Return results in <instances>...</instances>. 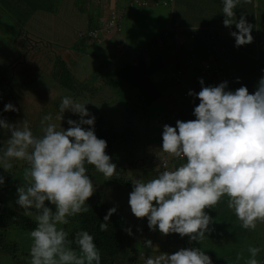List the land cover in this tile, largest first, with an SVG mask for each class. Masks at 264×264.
I'll use <instances>...</instances> for the list:
<instances>
[{"label": "clouds", "instance_id": "obj_1", "mask_svg": "<svg viewBox=\"0 0 264 264\" xmlns=\"http://www.w3.org/2000/svg\"><path fill=\"white\" fill-rule=\"evenodd\" d=\"M251 3V0H244ZM241 0H223V25L230 28L235 46L253 42V25L241 14L234 20ZM264 72V69H262ZM188 95L199 100L194 107V120H177L175 127L164 124L159 151L185 161L174 170H163L156 178L132 181L128 203L137 218L147 217L148 228L162 235L179 234L189 242L201 244L213 231L215 221L204 210L214 208L223 196L229 198L228 208L234 210L244 229H255L264 222V76L256 90L246 86L232 91L228 82L204 86ZM239 83V78H237ZM64 96L59 104L62 120L65 111L79 116L69 118L65 130L51 123V114L41 120L42 135H34L27 120L9 123L0 118V129L10 133L0 148V168L10 172L13 163L21 161L24 183L17 187L16 204L26 215L34 216L36 226L29 232L30 264H101V253L93 235L76 231L73 239L63 225L69 217L89 210L86 201L94 194L93 180L87 165L105 177H112L117 166L106 154L107 142L95 134V117L86 104ZM4 112L19 111L12 103ZM85 117H90L85 119ZM88 125L90 127H83ZM158 155V153L156 152ZM166 169V166H165ZM5 179L0 175V186ZM48 201L55 211L46 205ZM116 207L110 208L100 224L107 231L108 221ZM132 235L131 228L124 229ZM144 247L156 248L151 240ZM246 264H260L255 258L259 248L249 247ZM241 257L238 255L237 259ZM144 264H213L201 247L180 248L174 253L148 255Z\"/></svg>", "mask_w": 264, "mask_h": 264}, {"label": "trees", "instance_id": "obj_2", "mask_svg": "<svg viewBox=\"0 0 264 264\" xmlns=\"http://www.w3.org/2000/svg\"><path fill=\"white\" fill-rule=\"evenodd\" d=\"M62 1L63 0H33V3H31V0H0V5H2V11L0 12V14L4 15V18L6 16V20L4 24H2V26H11L14 21H11L10 18L16 19L18 17L20 19V23L25 25L28 23L29 20L32 19V16H37L38 13H57L58 10H55L56 8H58V6L61 5ZM162 2H164L165 4H170V2L172 1L162 0ZM134 3H140V0H133L132 5ZM142 3L146 4L147 1L143 0ZM83 4H85L84 1L80 0L79 5L82 10L86 9ZM90 21L92 29L103 30V28H101V26L103 25L100 24V20L98 18L96 19V22L93 19H90ZM107 22L108 20H106V23ZM34 23H36V20H34ZM118 24L120 25L121 21ZM83 31L86 32V29L84 28ZM100 34L103 35L108 33H106L105 30V33L100 31ZM224 35L222 36L224 37ZM82 37V40L86 38L87 33ZM216 42V44L213 42L209 49L207 48L205 50H198L197 48L192 49L189 47V50L185 49V51L183 52H179L174 49L178 48V46H176L175 44L174 46H171L172 48L170 50L173 53L172 55H170L168 53L164 54L162 50H167V48L163 45L160 46L159 40H157L152 43L150 47L142 49L143 51L141 50V52L136 55V59L134 62L127 61L121 64L117 69L116 73H103V75L106 77V81L102 86L104 93L108 97H113L115 93L121 95V97H118L116 99V104L123 106L118 109L119 119H126L129 122V117L135 114L138 115L139 113H141L152 115L150 118L158 121L156 129H159V132L161 129L159 138L162 140L164 124H168L175 127V123L177 120L187 121L195 119V116L193 115V110L194 107L199 104V100L193 96H189L188 93L189 91L198 93L201 90V84L199 83L200 78L203 79L204 86H206L208 82H212L214 77H218L220 79V77L223 76V78L228 82V90L234 91L239 87L244 86L245 84L250 93L254 92L256 90V86L252 87V85L254 84L252 78H242L240 73L241 71L243 72L244 69L239 68L238 66H236L235 69V65L238 61V54L242 50L240 51L239 47L235 49L236 46H232L233 43H230L229 39L225 40L216 37ZM259 42V46H262L263 49L261 52L257 51L255 57L258 58L260 62H262V60L264 61V35L261 36ZM237 49L239 51L238 54L235 52V50ZM187 51L189 54L191 53V55L196 58L197 61L209 65L206 67L201 66L198 68L195 65L191 64L184 57L185 55L182 54ZM178 63H182V66L179 67L177 73L178 76L175 81L167 78L165 73L167 68L171 69L170 67H173V69H176L179 66ZM233 63L234 65H232ZM59 70L60 73L58 76L55 73H53L52 76L47 75L44 80H41V83H46L43 81H47V78L49 77L54 81V84L57 87H59V84H65L69 86L70 80L73 76L68 74L69 70L67 73H65L63 69H61V67ZM41 74L37 75L32 73V76H34L32 82L35 81L36 78H41ZM115 76H117L118 78H114ZM237 77L239 78L240 84L237 83ZM193 78H195V81L192 84L191 80ZM109 80L111 83L108 84ZM164 80L167 84V89L165 90V93H163V88L161 86ZM56 81L58 82V84ZM175 82H177L181 86V88H183L181 89V93H183L182 97H184V99H174L175 92L172 91L171 88L173 85L175 86ZM18 83L19 82H8V84L4 87V90L0 92V118L6 119L9 123H19L18 119H20L21 121H24L26 119L33 134L37 136L42 135L40 123L42 118L46 115L51 114V123L55 124V121L59 116L58 111L56 110V112H48L47 114H45V109L42 108V104L44 103L42 99L46 97V92H42V90L35 87H32L33 90L35 89L34 91L40 90L41 92L39 91L38 95H32L30 92H28L25 101L21 102L23 100V94H17L16 86L18 85ZM30 83L31 82H29L28 84L30 85ZM111 85L118 89H121L118 92L111 94V92L113 91L110 87ZM131 88L135 90L130 91L129 97L128 99H126V90ZM86 90L89 91L90 94L85 95L83 93V95L86 100L90 102L89 105L91 106V109L88 110L89 113L95 117V134L98 138L106 140V154L110 156L112 153H114L115 149L120 148L122 149L121 156H124L127 153L130 161L134 158H138L137 156L135 157V151L128 149V146H130V141L127 140L130 137L128 129L122 132L118 131L117 123L118 127H120L119 122L114 123V118L108 116V112H104L98 107L94 108L95 102L93 99V95L95 93H98L99 88L87 87ZM15 96L17 97L14 98ZM99 96H101V94ZM112 97L110 99H112ZM131 98H134L136 102H130ZM40 101L42 102L40 103ZM162 101H165V103H168L170 105V108H168V110H165L164 112H162V110L160 109ZM8 103H12L17 109H19V111L4 112V105ZM39 104H41L40 107ZM30 106L35 107L29 109ZM35 108H37L38 111H35V114L30 115V112L34 111ZM87 118L90 117H85V119ZM68 119V117H65L62 127H69V125L67 124ZM34 123L36 125L32 126L31 124ZM148 125L149 124H147L146 128L148 127ZM83 127L87 128L90 126L84 125ZM146 134L147 138L151 134L149 127L146 129ZM9 136L10 133H7L6 131L0 129V148L5 146L4 142ZM132 136H134L135 139L140 140V137L137 134H132ZM139 145L140 144H136V146ZM136 146L130 148H135ZM165 156H167L168 159L170 158L173 161V165L171 166V168H169V166L167 165L166 169L165 167L161 166V168L158 169L159 171L174 170L180 164L185 162L168 154H166ZM162 161H164V158L162 159ZM10 162L13 163V167L10 172L5 171L3 168H0V175H2L5 179V183L0 186V247L9 250L10 254L12 253L13 257L17 258V251H20V248L17 247V244L13 240L7 239V236H5L6 234L4 235V233H7L9 226L11 225H15L28 230H33L36 226V223L35 218L33 216L26 215L23 211H21L19 207L17 208L14 202L10 201V198H7L5 194H2L3 191L7 193V191L16 190L15 193H12L11 191L10 192L11 194L17 196V187L24 183L23 169L27 165L21 161L13 160ZM149 164L155 166V164L153 163ZM90 167L93 166L89 165V168ZM104 197L105 195L103 196L101 191H95L94 194L86 201L89 210L85 213L77 214L74 217L68 218L69 223L64 227V230L69 233L68 238L73 239L76 231H88L89 234L93 235L94 243L97 245L101 253V264H144L145 257L150 254L155 256L153 253L159 254V251L162 250L159 247V250L148 249L144 247V243H132L131 236L128 235L126 231H124V229L127 228H131L132 230V226H128V220L123 206H116L117 211L110 217L108 221L107 231L100 230V224L104 222V216L107 214L110 208L115 207L112 206V204H109ZM45 203L47 206L55 208V206L51 205L48 201H46ZM210 213L211 210L208 212V214L215 221L210 227L216 230V232L221 236V239H224V228L234 221L231 218V215H233L234 213L229 211H218L216 213H213V215H211ZM261 227L262 225L260 223H257V227L255 229L260 230ZM252 230L253 229H245L243 233L246 234V236L255 239L254 236L256 235V233L253 235ZM229 231L235 235L232 229H229ZM236 236H240V234ZM152 238L155 239V236H152ZM159 239L163 240L161 239V237L158 236V238L154 241H158ZM223 241L225 245L231 250H234V252L239 249V242H237V244H234V242H232L229 238H226ZM251 247H256L260 249L259 253L262 256L261 259L263 261L264 253L262 252H264V239L262 241H257V244L255 243V246ZM167 251L168 250H163L160 252ZM15 254L17 256H14ZM218 258L219 260H221V262L218 264L236 263L235 261L234 263H231L233 261L230 262L227 252H224L223 255L221 257L218 256ZM136 259H138V261ZM262 261L260 262V264L262 263Z\"/></svg>", "mask_w": 264, "mask_h": 264}, {"label": "rangeland", "instance_id": "obj_3", "mask_svg": "<svg viewBox=\"0 0 264 264\" xmlns=\"http://www.w3.org/2000/svg\"><path fill=\"white\" fill-rule=\"evenodd\" d=\"M68 1L69 2H66V6L64 7V9L62 8L60 10V12L64 10L61 12V16L54 15L52 17L48 13H38L40 21H42L45 24L52 23L53 26L50 29L48 35L54 34L56 42L61 41L60 40L62 37L61 33L69 34L71 36L70 41H73L76 37L80 36L79 33L83 31L84 28H86L91 23V21L88 22V24L86 22L87 20H90V19H93L96 22V18L99 17L100 22L101 20L104 21L102 25H105L104 27H107V24L110 21L109 16H106L108 5L104 4L103 0H83L85 3L83 4V6L86 7V9H83V10L80 8V5H79L80 0H68ZM142 1L143 0H140V3H142ZM31 3H33V0H31ZM62 4H63V1H62ZM209 4H213V3L210 2ZM218 5L222 11V7H223L222 3H218ZM249 7L250 6L247 3H245L244 0H241V4L236 9H234L235 18L233 19L239 20L241 14H243L245 18L247 19V21L253 25L251 34L254 37V40L252 43L239 47L240 51L242 50L240 53L238 49L235 50L237 54L239 53L238 61H237V64L235 65V69H236V66H238L239 68H243L244 69L243 72L241 71L240 73L241 77L244 79H247V77H251L252 80L254 81V84L252 85L253 87V86H257L258 80L262 76H264V72H262V69H264V61L262 60V62H260L258 58L255 57V55L257 54V51L261 52L263 49L262 46L261 47L259 46L260 44L259 39L261 38L262 35H264V12H260L259 10H256V9H249ZM163 8L164 7H161L162 10ZM183 9H184L183 13H184L185 18L180 19L182 21V26L184 25L185 27H188L191 30H196V29L203 30L206 28H208V30L209 29L212 30L208 34L204 35L201 38V41L197 44L195 40H191L193 43L196 44L194 48H197V46L202 50L210 48L211 44L214 42V36L216 32L229 35L230 37L231 36L230 33L224 32L221 26L223 28L229 29L230 32L237 31L235 24H232L230 28L225 27L223 25V20L225 18L224 14L221 20L214 21L213 19L214 12L212 11L203 10L201 12L199 10L197 14H192L191 12L192 8L189 5L184 6ZM1 11H2V5H0V12ZM117 11L123 15L121 18V24L124 27L123 31L119 34V36L121 35L126 36L127 35L126 28L129 27L130 30H129L128 35L131 40V43L133 44L135 43L136 45H138L140 42H142L140 46V52L142 49L150 47L152 43H154L156 40L160 38L162 39L163 37L164 42L167 43V39L169 40V46H167V50H162V51L164 52V54L168 53L172 55L173 52L170 50L171 49L170 47L173 42L174 33L173 32L161 33V34L155 33V30L157 29V27L166 25L167 23L160 21V18H159V20L154 22L152 26L153 30L151 32H147L146 23L138 21L135 24V22L129 20V25H128L126 17H124V14L126 12V9H124V7L122 8L118 7ZM104 13L106 15L102 17V14ZM106 20H108L107 23H106ZM15 21H16L15 22L16 25L14 29L19 33L21 27H23V24L20 23V19L18 17L15 19ZM4 22H5V19H0V28L7 27L6 25H4L6 27H2V24H4ZM32 25L34 28L33 35L39 31V27L48 29L47 27L38 25L37 23L34 24V21L31 19L28 24V27H32ZM89 30H92V28L86 29V31H89ZM97 30H98V33H100V29H97ZM41 31L45 32V30H41ZM112 31H114V29ZM117 36H118V33L116 34V37ZM92 38L90 39L94 40ZM98 39L103 40V37L98 38ZM227 39H229L230 43H233L232 46H235L234 37L232 38L230 37ZM118 40H120V38L116 39L115 41H118ZM16 41L18 42V40ZM159 43H161V40H159ZM113 44L114 42L110 44H108L107 42H104L102 45L103 53L105 54L104 57L101 56L99 59L100 61L99 68L102 69V74L110 70H114L118 68L121 64L128 61L129 52L125 49V44L124 43L122 44L124 48L123 52L121 53L120 56H117V57H115V54L111 55V53L115 51L114 50L115 45ZM16 45L19 46L20 44H16ZM28 45L32 46V47H29V48H32L30 49L31 51L26 52L28 56L30 57V60L32 61V64H30V66L33 69L46 68L45 66L39 65L35 61L37 60L39 54L42 53L44 49V44H42L41 42L39 44L32 43ZM28 45L25 46L26 49H29ZM187 45H188L187 48L190 47L193 49V45H191L190 43H188ZM180 48H186V45L180 46ZM236 48L237 47H235V49ZM98 52L99 51H97V55H99ZM188 54H184L185 55L184 57L187 59V61H189L191 64L195 65L196 67L198 68L201 66L206 67L209 65V64H203L202 62L197 61L196 58H194L191 55V53L189 55ZM40 56H41L40 61H42L44 64L48 62L51 63L52 59L56 58L54 54H49L47 57L44 53H42ZM59 64H62V62H59ZM232 65H234V63ZM57 68L60 69V66L58 65ZM170 68L171 69L167 68L165 72L166 77L175 81V79L178 76L177 73L179 70V66L176 69L175 68L173 69V67H170ZM0 70H2V68H0ZM95 70L96 68L93 62L92 64L88 66V72L90 75H94L96 74ZM102 74L100 77L105 78ZM0 77L2 79V75H0ZM42 78L44 77H41L39 79L36 78L35 81L30 83V85H32L30 87L31 89L30 91L25 90L27 86H30L28 84L29 81L25 82L23 80L20 85L16 86L17 94H21V93L23 94V100L21 102L25 101V98L28 92L33 94L32 87H34L35 85L40 86V82ZM194 81H195V78L191 80L192 84L194 83ZM224 81L226 80L223 78V76L220 77V79L218 77L216 78L214 77L212 82H208L206 86H216L219 83L224 82ZM6 83H7L6 81L1 80V84L3 86L6 85ZM46 83H41L43 87H39L41 90L47 89V92L45 93L46 97L42 99V101L44 102L42 104V108L45 109L44 110L45 114H47L48 112H56L57 110L59 116L62 115L59 111V104L64 96H71L73 99L79 102H88L86 98L84 97L83 93L85 95L90 94V92L85 89L87 88L88 85H90V80H82V79L72 77L70 80L69 86L65 84H59L58 85L59 87H57L54 84V81L48 77ZM109 83H111L110 80L108 81V84ZM161 86L163 88V93H165V90L167 89V84L165 80L161 84ZM110 87L114 92H117L114 86L111 85ZM171 89L172 91L175 92L174 99L176 100L177 99L180 100L181 98L184 99V97H182L183 93H181L182 91L181 89L183 88H181V86L177 82H175V86L173 85ZM134 90L135 89L133 88L126 90V94H125L126 99H128L130 91H134ZM101 91H102V88L98 91V95L96 93L93 95V99L95 102L94 108L98 107L100 110L104 112H108L109 114L108 116L114 118V121H113L114 123L119 122L120 127H118V123H117L118 131L122 132L128 129L130 133V137L127 139L130 141V146H128V149L135 151L136 152L135 157L137 156L138 158L136 159L134 158L133 160L130 161L127 153L124 156H121L122 149L117 148L115 149L114 153L110 155L111 162L115 163L117 166V172L114 174V176L105 177L102 173L95 170L94 166L89 168V165H86L88 169L87 174L93 180L95 191H101L103 196L105 195L104 198L108 201L109 204H112V206H115V207L123 206V208L125 209L127 220H128L127 222L128 226L129 225L132 226V230H131L132 235H130L132 238L131 239L132 243L134 242L144 243L146 239L152 240L153 246H158L160 249H162L160 251L168 250L167 252L169 254L176 252L180 248L201 247V249L205 251V253L208 256L211 257L213 264H218L221 262L218 256L221 257L224 252L228 253L230 262L233 261L231 263H234L235 261L236 262L235 264H246L247 260L251 258L250 253L247 252L248 248L251 246H255V243L257 244V241H262L264 239V225H263L264 222L257 221V223H260L262 225L261 229L252 230L253 235L256 233V235L254 236L255 239L246 236V234L243 233L245 229L242 227V222L239 221V219L236 217L234 210H231L228 208L229 198L226 195L220 199V201L214 206V208H211V209L206 208L204 211L208 213L211 210V213H210L211 215H213V213H216L218 211L220 212L229 211V212L234 213L233 215H231V218L234 221L232 220L233 222L228 224L224 228L223 235H224V239L229 238L232 242H234V244H237V242H239L240 244L239 249H238L239 253H238V250L234 252V250H231L230 248H228L223 241L224 239L220 238L221 236L216 232L215 229L205 235L204 239L201 241V244H198L196 242L190 243L188 237L181 238L179 234L173 233V234L164 236L160 232L158 233V230L151 231L148 228L147 217L137 218L134 216V214L131 212L130 205L128 203L129 193L132 191V187H133L131 180L139 179L142 181H147L149 179L156 178L158 174L161 172L158 169H160L161 166L164 165L162 159L164 158V160L168 162L169 168H171V166L173 165L172 164L173 161L170 158L168 159V157L165 156L166 155L165 153L159 151V148L162 145V140L159 138L161 129H160V132H159V129H156L158 121L151 119L150 117L152 115L141 114V113H139L138 115L135 114L129 117L130 119L129 122L126 119H119L118 109L123 106L117 105L116 99L118 97H121V95L115 93L113 97L111 96L112 99H110L111 97H109L108 99L105 98L107 100L104 99L103 101H100V103L98 104L99 95L100 94L101 96L106 95L104 92H101ZM42 101H40V103ZM130 102H136V100L134 98L133 99L131 98ZM40 106L41 104H39V107ZM85 106L88 110L91 109V106L89 105V103L86 104ZM168 108H170V105L168 103H165V101H162V104L160 106V109L162 110V112H164L165 110H168ZM29 109H31V106ZM35 111H38V109L35 108L34 111L30 112V115L35 114ZM65 117H68V118H71L77 121L79 120L78 115H74L69 111H65V113L63 114L62 120L56 119L55 121V124L57 125L58 130L60 129V127L63 126V121ZM147 124H149L148 127L150 128V131H151V134L148 138L146 134V129L148 128V127L146 128ZM31 125L35 126L36 124L34 123ZM62 128H64L65 130L67 129L65 127H62ZM132 134H137L140 137V140L135 139L134 136H132ZM136 144H140V145L136 146ZM134 146L136 147L130 148ZM156 152L158 153V155L156 154ZM149 163H153L155 164V166ZM10 191L12 193L16 192V190H10ZM10 191H7V193L3 191L2 194H5L7 198H10V201L16 204V200L18 196L11 194ZM16 206L17 208L19 207L21 211H23V209L19 205L16 204ZM52 209L53 211H55V208H52ZM62 227L64 228L65 225H63ZM229 229H232L235 235L232 232H230ZM30 231L31 230L24 229V228L15 226V225L9 226L7 233H4V235L6 234L5 236H7V239L13 240L17 244V247L20 248V251H17L18 257L14 258L12 253L10 254L9 250L0 247V264H30L31 239L29 238V235H28ZM238 234H240V236H236ZM152 236H155V239H157L159 236L163 240L159 239L158 241L157 240L154 241L155 239H153ZM153 249H156V248H153ZM134 254H139V253H134ZM153 254L158 255L157 253H153ZM238 255L241 257L239 260L237 259ZM14 256H17V255L15 254ZM259 257L261 258L260 254H258L255 258L257 259ZM136 260L138 261V259ZM261 261L262 259L259 260V262ZM261 264H264L263 261Z\"/></svg>", "mask_w": 264, "mask_h": 264}, {"label": "crops", "instance_id": "obj_4", "mask_svg": "<svg viewBox=\"0 0 264 264\" xmlns=\"http://www.w3.org/2000/svg\"><path fill=\"white\" fill-rule=\"evenodd\" d=\"M133 0H103L104 4L108 5L107 15L104 13L103 16H110L112 11H117L118 7L126 9V12L124 14V17H126V20L129 25V20L135 22H143L147 24L146 31L151 32L152 26L154 22L157 20L167 23L166 25H162L157 27L155 30L156 34L161 33H174V38L171 46H178V48H174L179 52L185 51L187 48V44L190 43L193 44V48L196 46L197 43L201 41V38L211 32L212 30L206 29H196L191 30L188 27L182 26V21L180 19L185 18L184 16V6H190L192 8V14H197L199 10L202 12L204 11H212L213 13V19L214 21H219L223 17V12L219 8L218 3H222L223 6V0H171L170 4H165L162 2V0H146L147 3H138L133 4ZM66 2H69L68 0H63V4L61 3L58 8H56L55 11L58 10L57 13H48L52 17L54 15L61 16V12L64 11L60 10L66 6ZM213 4H209V3ZM250 7L249 9H256L260 12H264V0H251V3H247ZM161 7H164L163 10ZM97 13V12H96ZM67 14V12H66ZM99 16V15H97ZM100 17V18H102ZM123 17V18H124ZM0 19H5L4 15L0 14ZM97 19V18H96ZM99 19V17H98ZM11 21H14V23L11 26H2L6 28H0V75H2V79H0V92L4 90V87L8 84V82H19L18 85L21 84V82L24 80L25 82H32V79L34 76H32V73L37 75H42L43 80L46 78L47 75L52 76L53 73H55L57 76L60 73V70L57 68L58 65L63 69L65 73L68 72L71 76L82 79V80H90V85L87 86L88 88H99V90L102 88L101 92L103 91V85L106 81V77L102 74V69L99 68V59L101 56H105L103 53L102 45L104 42H107L108 44L114 42V52L111 53V55L115 54V57L120 56L123 52V43L125 44V49L129 52V62H134L136 59V55L140 52V46L142 42H140L138 45L135 43H131V40L129 38V27L126 28L127 35L126 36H119V34L123 31L124 27L122 24H120L117 28L114 29V31H111L109 34H99L96 38H92L94 40H91L89 37H86L82 40V36L76 37L73 41H70L71 36L66 33H61V41L56 42L54 34L48 35L50 29L52 28V23H43L39 20V16H32V20H36V23L38 25L47 27L48 29H44L42 27H39V31L33 35V25L32 27H28V24L23 25L21 27L20 32L18 33L15 28V19H11ZM87 24L90 22V20L86 21ZM104 21L101 20L100 24H102ZM35 24V23H34ZM151 24V25H150ZM105 25L101 26L103 28L102 31L105 33ZM91 28V25L89 24L85 29ZM224 32L230 33L229 29L223 28ZM41 30H45L41 31ZM29 32V33H28ZM118 33V36L116 37V34ZM220 32H216L214 36V43L216 44V37H219L221 39L228 40L227 38H232V36L229 37V35H224ZM103 40H99L98 38H102ZM120 38V40L115 41L116 39ZM18 40V42L16 41ZM161 40V44L163 46H169V40L167 39V43L164 42L163 39ZM191 40H195L196 44L193 43ZM157 41V40H156ZM44 44V49L42 53H44L47 57L49 54H54L56 58L52 59L51 63L44 64L42 61H40V55L39 54L37 60H35L39 65L45 66L46 68H38L33 69L30 64H32V61L30 60V57L26 52L31 51L29 47H32L28 44ZM16 44H20L17 46ZM221 44V43H220ZM28 45L29 49H26L25 46ZM186 45V48H180V46ZM172 48V47H170ZM198 50H201L197 46ZM209 49V48H208ZM24 50V52H23ZM189 50V49H188ZM97 51L99 55H97ZM34 54V53H33ZM182 54H188L187 52H184ZM59 62H62V64H59ZM94 62L95 68H96V74L90 75L88 72V66ZM183 63V62H182ZM182 63H178L179 67L182 66ZM119 68V67H118ZM108 71L110 73H116L117 69ZM99 73V74H97ZM101 74L105 78H101ZM45 75V76H44ZM115 76L114 78H116ZM1 78V77H0ZM118 78V77H117ZM2 81H6V85L1 84ZM56 80V79H55ZM46 82V81H43ZM57 82V81H56ZM41 84V82H40ZM30 86H27L25 88L26 91H30ZM35 88L40 89L39 87H43L42 85H35ZM107 87V86H106ZM33 89V88H32ZM87 89V88H85ZM116 91L118 92L120 89L116 88ZM35 90V89H34ZM32 90V95H38V91ZM112 91V90H111ZM41 92V91H40ZM42 92H47V89H43ZM100 92V93H101ZM115 93L114 91L111 92ZM110 94V95H111ZM98 95V93H97ZM15 96L14 98H16ZM105 98H109L107 95L105 96H99L98 104L100 101L104 100ZM35 106H32L33 108ZM18 122H22L20 119H18ZM260 254V253H259ZM261 256V255H260ZM262 258V256H261ZM260 257L257 258L258 261L261 259Z\"/></svg>", "mask_w": 264, "mask_h": 264}, {"label": "built area", "instance_id": "obj_5", "mask_svg": "<svg viewBox=\"0 0 264 264\" xmlns=\"http://www.w3.org/2000/svg\"><path fill=\"white\" fill-rule=\"evenodd\" d=\"M122 14L119 13L118 11H112L111 15L109 16V22L107 24V27L105 28L106 30V33H111V31L115 28L118 27V23L121 21V18H122ZM87 33V37L89 38H96L100 33H98V30L97 29H92V30H89V31H81L79 33L80 36H84L85 34ZM98 33V34H97ZM193 45V44H192ZM164 165L163 167L167 166L168 165V162L166 160L163 161ZM263 263H264V259H263Z\"/></svg>", "mask_w": 264, "mask_h": 264}]
</instances>
